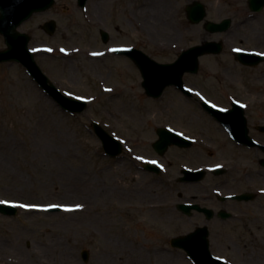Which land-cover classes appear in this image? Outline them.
<instances>
[{
  "label": "rangeland",
  "instance_id": "1",
  "mask_svg": "<svg viewBox=\"0 0 264 264\" xmlns=\"http://www.w3.org/2000/svg\"><path fill=\"white\" fill-rule=\"evenodd\" d=\"M154 10L138 15L136 32L130 15L110 12L101 1L89 0L79 9L75 0H56L51 10L33 15L19 28L31 35L29 47L42 71L62 93L87 101L88 108L70 116L41 92L21 65L0 64V201L16 206L12 216L0 213V264H105V258L108 264H133L125 261L124 250L131 255L142 245L148 248L142 250L158 248L167 235L182 231L178 213L155 210V203L166 199L160 186L165 175L131 172L120 156L106 157L90 121L116 137L121 126L134 125L148 143L154 139L145 126L149 118H171L186 126L185 109H196L193 104L201 99L264 100L258 93L264 91V63L244 67L230 55L232 48L264 53V13L249 20L246 14L234 17L227 33L233 35L230 47L202 57L199 72L184 76L192 97L169 87L161 98H147L132 62L97 53L107 47L98 29L105 25L115 39L108 45L140 36L141 49L162 64L172 63L180 50L203 39H215L203 38L202 24H189L184 14L160 5ZM225 16L207 14L206 19ZM50 19L57 24L52 36L41 29ZM170 43L177 44L171 48ZM130 187L136 192H129ZM172 199H179L176 190ZM22 204L35 207L18 206ZM52 205L60 209L49 211ZM174 224L178 229L170 232L167 227ZM82 250L89 252L87 262ZM170 258L183 264L177 252Z\"/></svg>",
  "mask_w": 264,
  "mask_h": 264
},
{
  "label": "flooded vegetation",
  "instance_id": "2",
  "mask_svg": "<svg viewBox=\"0 0 264 264\" xmlns=\"http://www.w3.org/2000/svg\"><path fill=\"white\" fill-rule=\"evenodd\" d=\"M98 1L103 2L110 12L116 10L130 15L128 21L136 32L139 31L136 26L138 15L143 12L154 13L157 5L186 16L191 4L198 2L206 15H227L214 22L230 21L229 29L218 34L208 33L204 23L201 26L203 38L215 36L211 40L222 44V52L225 47H230L233 39V35L227 33L236 21L235 16L246 14V20H249L254 15L264 13V3L261 11L256 12L252 11L251 0ZM89 20L96 21L91 15ZM178 22L181 21L178 19ZM104 26L98 29L100 38L102 30L108 33V41L103 43L107 47L100 51L101 56L126 61L128 57L116 55L113 50L117 47L142 50L140 36L130 38L129 43L108 45L115 39ZM176 44L170 43V47ZM230 55L234 57L232 53ZM258 93L264 95V91ZM227 100L225 103H215V106L230 111L234 106L233 101L231 98ZM237 101L243 105L244 123L236 112L231 119H217L205 112L200 102H197L193 104L196 109H185L183 123L186 126L178 125L171 118L147 119L145 126L154 136L148 143H145L143 134H137L134 125L121 126L120 159L130 167L131 172L154 174L144 169L146 163L159 167L160 174L166 177L165 182L160 183L166 199L155 203V210L175 211L179 214L177 219L182 226V231L167 235L165 244L158 248L142 250L148 249L142 245L133 249L131 255L124 250L125 261L130 260L133 264H175L170 255L177 252L183 264H264V100ZM229 124L230 127H227ZM161 128L169 131V143L162 155L154 147L158 140L157 131ZM238 155L245 157L242 160ZM137 184L135 182L133 185ZM134 189L130 187L129 192H136ZM174 190L178 201L172 199ZM136 196H131V200L134 201ZM167 228L172 232L178 226L174 224ZM176 237L182 238L181 247L170 245V240ZM104 255L108 256L109 252ZM108 260L104 259L105 264H108Z\"/></svg>",
  "mask_w": 264,
  "mask_h": 264
},
{
  "label": "water",
  "instance_id": "3",
  "mask_svg": "<svg viewBox=\"0 0 264 264\" xmlns=\"http://www.w3.org/2000/svg\"><path fill=\"white\" fill-rule=\"evenodd\" d=\"M85 2L86 0H77L78 5L81 7L85 5ZM53 4L54 0H0V35L3 36L6 45V49L0 51V63L16 62L21 64L45 95L53 100L63 111L71 115L80 114L87 109V103L61 94L37 66L33 52L28 49L30 37L18 31L20 25L33 14L44 12L50 9ZM203 16L204 14L201 11L195 9H192L189 13V19L194 24L199 23ZM208 27H212V24H209ZM44 28L52 34L54 23L50 22ZM215 49L216 46L213 43H205L201 46L193 47L183 52L172 64H158L140 52L129 55L141 74V86L145 95L157 99L170 86H174L183 93L189 94V91L184 88L183 75L185 73H197L199 57L220 51ZM120 52L128 55L130 51L121 50ZM236 57L244 65H256L260 61L258 57L250 54L241 53ZM205 109L217 117L221 114V111L216 109L209 107H205ZM91 125L106 154L117 156L121 152L119 141L109 136L97 123L92 122ZM158 135L159 140L156 142L155 147L157 150H165L169 143L166 136L167 133L161 130ZM148 168L153 169L152 167ZM0 212L5 215H14L15 209L0 205ZM172 245L182 246V239H174ZM83 258L86 259V253H83Z\"/></svg>",
  "mask_w": 264,
  "mask_h": 264
},
{
  "label": "snow or ice",
  "instance_id": "4",
  "mask_svg": "<svg viewBox=\"0 0 264 264\" xmlns=\"http://www.w3.org/2000/svg\"><path fill=\"white\" fill-rule=\"evenodd\" d=\"M93 55H97L96 53H94ZM108 91H111L110 89L108 90ZM79 99V98H78ZM242 107H243V105H241ZM2 203H7V202H5V201H0V204H2ZM19 207H23V208H27V207H35L34 205H32V206H30V205H18ZM51 207H59L58 205H52ZM77 208H80L81 207V205H77L76 206ZM66 210H70V209H66Z\"/></svg>",
  "mask_w": 264,
  "mask_h": 264
}]
</instances>
